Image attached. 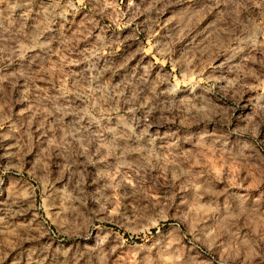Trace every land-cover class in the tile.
<instances>
[{"label": "rangeland", "instance_id": "rangeland-1", "mask_svg": "<svg viewBox=\"0 0 264 264\" xmlns=\"http://www.w3.org/2000/svg\"><path fill=\"white\" fill-rule=\"evenodd\" d=\"M0 264H264V0H0Z\"/></svg>", "mask_w": 264, "mask_h": 264}]
</instances>
